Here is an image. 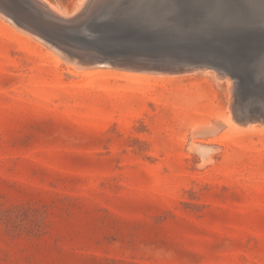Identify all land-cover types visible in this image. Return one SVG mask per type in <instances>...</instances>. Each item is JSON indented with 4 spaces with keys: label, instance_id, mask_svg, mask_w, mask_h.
<instances>
[{
    "label": "rangeland",
    "instance_id": "obj_1",
    "mask_svg": "<svg viewBox=\"0 0 264 264\" xmlns=\"http://www.w3.org/2000/svg\"><path fill=\"white\" fill-rule=\"evenodd\" d=\"M187 1L160 39L91 24L56 37L0 0V264H264V49L244 45L264 27Z\"/></svg>",
    "mask_w": 264,
    "mask_h": 264
},
{
    "label": "bare ground",
    "instance_id": "obj_2",
    "mask_svg": "<svg viewBox=\"0 0 264 264\" xmlns=\"http://www.w3.org/2000/svg\"><path fill=\"white\" fill-rule=\"evenodd\" d=\"M4 2H6L7 4H10V6H12L14 9H17L16 11L19 12V13H25V14H28L31 18L30 19H34L35 21H37L38 24H42L44 22H48L50 24H55L56 26L55 27H52L51 29L49 30H46L47 32L51 33L52 35L56 36V37H63L65 30L69 31L70 32H74V31H80V30H83V29H86V27L88 25H94L95 27L96 26H100V30L102 29H119V26H121L122 28L123 27H127L128 29H130L131 31H135V33H140L143 35H148L149 33H153V35H157V36H161L159 37L160 39L162 37H165V36H169L173 31V29H175V21L174 23L172 22L171 19H173V15H175L176 11L177 13L179 12L180 13V9H183L184 7L185 8H188V1L187 0H131L130 3L125 6V7H121V8H113V6H111V4H114L113 2L115 0H107V1H103L102 4L100 5V0H94V3L93 2H89V4L87 6H81L80 7V10L77 12V14L74 15H71V14H68V13H65L64 11H62L57 5H55L54 3H52L50 0H2ZM206 1V0H205ZM123 2V1H121ZM120 2V3H121ZM195 2V0L193 1V3ZM198 3H202V0L199 2L197 1ZM15 3H17V5H14ZM22 4H24V6H22ZM126 5V3H124ZM123 4V5H124ZM26 5V6H25ZM119 5V4H118ZM193 5V4H191ZM203 5H206V6H209V8L207 7V9L210 10L211 13H216V11L218 10H221L222 14L224 15V17H229V18H232L233 20H235L236 22H240L239 24H242V25H245L246 24H250V22H255L257 21L259 24L258 25H262L261 28H258V34L261 33L263 27H264V1L263 0H207V2H205V4H202ZM17 6V7H16ZM22 6V7H20ZM121 6V5H120ZM118 6V7H120ZM196 6V5H195ZM199 6V4H198ZM201 6V5H200ZM199 6V11L201 10V7ZM189 7L191 8L192 6H190L189 4ZM2 8V7H1ZM196 8V7H195ZM26 9H29L31 10V13H29V11H27ZM78 10V8H77ZM115 10V11H114ZM185 10V9H184ZM187 10V9H186ZM192 10V9H191ZM195 10V9H194ZM197 10V9H196ZM76 11V10H75ZM183 11V10H182ZM189 11V10H188ZM187 11V12H188ZM12 12V11H11ZM196 12V11H195ZM219 12V13H221ZM178 13V14H179ZM190 13V11L188 12ZM192 13V12H191ZM194 13V12H193ZM197 13V12H196ZM213 14V15H214ZM181 15V13H180ZM191 15V14H190ZM217 15V14H216ZM10 16V14H9ZM8 16V17H9ZM178 16V15H177ZM176 16V17H177ZM21 17V16H20ZM23 17V16H22ZM79 17V20H76V18ZM105 17V21H103L102 23H99V21ZM182 17V16H181ZM183 17H184V13H183ZM189 17V16H187ZM24 18V17H23ZM26 18V17H25ZM29 18V17H28ZM180 18V17H179ZM197 18V17H196ZM195 18V19H196ZM216 18V17H215ZM32 19V20H33ZM83 19H86L85 23H84V26L83 28H78L76 29L75 27L77 26V22L79 21H82ZM182 19V18H180ZM188 19V18H187ZM217 19V18H216ZM16 20V19H15ZM43 20V21H42ZM176 20V19H175ZM179 20V19H178ZM184 20H186L184 18ZM102 21V20H101ZM192 21V20H191ZM190 21V22H191ZM32 22V21H31ZM181 22V21H180ZM183 22V21H182ZM195 22V21H194ZM198 22V20H197ZM179 24V22L177 23ZM182 26H184L183 24L184 23H180ZM198 24H201V22L199 21ZM20 25V24H19ZM32 26V25H31ZM53 26V25H52ZM179 26V25H177ZM187 26V25H185ZM234 26V25H232ZM258 26V27H260ZM29 27V26H28ZM188 27V26H187ZM186 27V28H187ZM194 27V25H193ZM196 27V26H195ZM235 27V26H234ZM60 28V29H59ZM62 28V30H61ZM88 28V27H87ZM126 28V29H127ZM177 28V27H176ZM44 29V28H43ZM91 29V28H90ZM188 29V28H187ZM193 29V28H192ZM191 29V30H192ZM195 29V28H194ZM23 30V29H22ZM180 30H181V27H180ZM196 30V29H195ZM207 30V29H206ZM40 31V29H39ZM184 31H185V28H184ZM197 31V30H196ZM205 31V29H204ZM210 32V30H209ZM42 33V32H41ZM89 35L90 36H95L96 35V32L93 33V32H90L88 31ZM98 33V32H97ZM118 33V32H117ZM116 33V36H118ZM134 33V32H133ZM189 33V32H188ZM198 33H200V31H198ZM205 33V32H204ZM203 33V34H204ZM185 34V32H184ZM202 34V33H201ZM202 34V35H203ZM208 34V33H207ZM227 34V30L225 28V30H219V35L217 36H222L224 37V35ZM242 34V33H240ZM250 32L248 33H245V35H249ZM122 35V34H120ZM152 35V34H151ZM210 35V34H209ZM212 35V34H211ZM215 35V36H216ZM116 36H109V37H105V36H101V38H98V39H95V40H98L99 42H110L111 44H115V39H117ZM149 36V35H148ZM214 36V37H215ZM220 36V37H221ZM85 37V36H84ZM103 37V38H102ZM151 37V36H150ZM123 41H135V40H129V38H123L121 37ZM202 38V37H201ZM68 39V38H67ZM86 39V38H84ZM83 39V40H84ZM165 39V38H164ZM230 39V38H229ZM66 40V39H65ZM118 40V39H117ZM198 40V39H197ZM203 40V39H202ZM218 40V38H217ZM87 41V40H86ZM151 41V40H150ZM150 41H146V42H142V41H136V42H140V44H137L138 45V49L136 48V45H135V48L138 50H134V51H131V52H137V53H143L145 54L144 52H142V50H140L141 48H145L146 49V46H149V43ZM211 41V40H210ZM221 41V40H219ZM232 41V39H231ZM229 41V42H231ZM89 42V40L87 41ZM92 42V40H91ZM117 43L116 44H123L122 41H116ZM184 42V41H183ZM195 42V41H194ZM200 42V41H199ZM159 43V42H157ZM156 42L154 43L155 45L157 44ZM162 43H165V42H162ZM161 43V44H162ZM132 44V43H131ZM184 44V43H183ZM206 44V43H205ZM225 44V43H224ZM227 44V43H226ZM95 45V44H94ZM160 45V44H159ZM167 45V44H166ZM166 45H162L163 47L160 46V48H164ZM191 45V44H190ZM210 45V43H209ZM219 45H222V41H221V44L219 43ZM111 46V45H110ZM131 46V45H129ZM153 46V45H152ZM150 46V47H152ZM189 46V45H187ZM204 46H207V45H204ZM211 46V45H210ZM209 46V47H210ZM226 46V45H225ZM102 47V46H101ZM119 47H122L123 46H119ZM119 47H117L119 49ZM150 47L148 49H150ZM159 47V46H158ZM191 47V46H189ZM208 47V46H207ZM220 47V46H219ZM222 47V46H221ZM228 47V46H227ZM120 48V49H122ZM155 48V46H154ZM159 48V49H160ZM169 48V47H168ZM178 48V47H177ZM188 48V47H187ZM194 47H191L190 49H192ZM197 50H198V47L196 46ZM196 48H195V51H196ZM216 48V47H214ZM103 49V48H102ZM107 49V48H106ZM119 49V50H120ZM132 49V48H131ZM157 49V48H155ZM158 49V50H159ZM171 49V48H169ZM176 49V47L174 48ZM184 49V48H183ZM189 49V48H188ZM186 49V50H188ZM209 49V48H207ZM129 50V49H128ZM152 50V49H151ZM161 50V49H160ZM173 50V49H172ZM194 50V49H192ZM202 50V49H201ZM211 50V49H210ZM216 50V49H214ZM218 50V49H217ZM216 50V51H217ZM103 51V50H102ZM148 51V50H147ZM153 51V50H152ZM163 51V50H162ZM175 51V50H174ZM179 51V50H178ZM182 51V50H181ZM189 51V50H188ZM199 51V50H198ZM197 51V52H198ZM204 51V49L202 50ZM127 51H121L119 52V55L116 57V56H111V58H126V57H122L124 54H126ZM151 52V51H150ZM171 52V51H170ZM184 52V50H183ZM190 52V51H189ZM210 52V51H209ZM212 52V51H211ZM220 52V51H218ZM177 53V52H176ZM206 53V52H205ZM188 54H191L188 53ZM131 55H134V54H131ZM137 55V54H136ZM173 55V54H172ZM198 55H199V52H198ZM203 55V54H202ZM201 55V56H202ZM211 55H215L214 53ZM210 55V56H211ZM236 55V53H235ZM238 55V54H237ZM69 56V55H68ZM73 56V55H72ZM98 56V55H97ZM205 56V55H203ZM104 57V56H103ZM193 57V56H192ZM196 57V56H194ZM241 57V58H240ZM239 60H237V64L239 66V71L241 73V71H245V69L250 65L251 63V59H252V56H241L240 55ZM214 58V56L212 57ZM217 58V57H216ZM222 58V56H221ZM221 58H218L220 60V63L224 64V58H223V61L221 62ZM172 59L174 62H176L177 64H180V65H186V66H193L192 68L194 69L195 67V64H190V63H184V60H186L185 58V55L181 54L180 52H178L175 56H172ZM248 59V60H247ZM87 60V59H86ZM188 60V59H187ZM193 59H190L189 61H191ZM216 60V59H215ZM232 60V59H231ZM188 61V62H189ZM200 61V60H199ZM198 61V62H199ZM202 61V60H201ZM187 62V61H185ZM205 62V61H203ZM217 63H219V61L217 60L216 61ZM234 62V60H233ZM216 63V64H217ZM227 63V62H226ZM260 63L262 64L261 65V68L264 66V59H261ZM208 63H206L205 66H208L210 65V63L207 65ZM225 65V64H224ZM227 65V64H226ZM72 66V65H71ZM82 66V65H81ZM217 66V65H216ZM229 66V64L227 65ZM237 66V65H236ZM197 67V66H196ZM195 67V68H196ZM200 67V66H198ZM204 67V66H203ZM210 67V66H209ZM208 67V68H209ZM230 67V66H229ZM228 67V68H229ZM235 67V66H234ZM207 68V67H206ZM224 68H226L224 66ZM227 68V69H228ZM75 69V68H74ZM182 69V68H181ZM220 71H218V76H222L224 73H225V70L223 68H219ZM263 69V68H262ZM76 70V69H75ZM82 70V69H81ZM184 70V69H183ZM187 70V69H186ZM227 71V70H226ZM230 71V70H229ZM238 71V72H239ZM233 74L236 73V72H232ZM247 75V74H246ZM224 76V75H223ZM232 76V75H231ZM240 78H243V76H245V74L243 75L242 73L238 75ZM237 76V77H238ZM239 80V79H238ZM237 81V80H236ZM258 81V83H260L261 85H264V69L260 71V74L257 76L256 78V82ZM246 85V84H245ZM248 85V84H247ZM240 86V84H239ZM252 86V85H251ZM260 88V86H258ZM238 88H241V87H238ZM253 89V87H252ZM240 90V89H239ZM263 92V91H262ZM261 92V93H262ZM253 94V93H252ZM251 95V94H250ZM258 95V94H257ZM255 95V96H257ZM252 96V95H251ZM255 96H253L252 98H254ZM234 97V96H233ZM232 97V98H233ZM244 97V96H243ZM247 97H250L249 95ZM246 98V97H244ZM247 99V98H246ZM251 99V98H249ZM248 99V100H249ZM252 100V99H251ZM255 100V98L253 99ZM252 100V101H253ZM234 101V98L233 100ZM244 101V100H243ZM250 101V100H249ZM246 103H249V102H246ZM260 112V111H258ZM258 112H255L254 113H258ZM252 114V112L250 113ZM256 115V114H254ZM258 115V114H257ZM252 116V115H250ZM237 119V118H236ZM235 120V119H234Z\"/></svg>",
    "mask_w": 264,
    "mask_h": 264
},
{
    "label": "water",
    "instance_id": "obj_3",
    "mask_svg": "<svg viewBox=\"0 0 264 264\" xmlns=\"http://www.w3.org/2000/svg\"><path fill=\"white\" fill-rule=\"evenodd\" d=\"M132 32V33H131ZM129 34V37H133L134 36V34H133V32L135 33V31H131ZM263 34V35H262ZM261 35H253V34H249V35H245L244 36V39L246 40V44H244L245 46H246V48H249L250 46L251 47H258L256 50H258L259 48H262V49H264V33H262ZM133 35V36H132ZM225 38V37H224ZM223 38V39H224ZM227 38H232L231 36H227L225 39H227ZM241 38H243V37H240L239 35H238V38H236L235 40H237L238 41V43H239V45H237L238 47L239 46H244V45H241L240 43V41H241ZM240 40V41H239ZM252 40V41H251ZM261 49V50H262ZM258 52V51H257ZM257 54V53H256Z\"/></svg>",
    "mask_w": 264,
    "mask_h": 264
}]
</instances>
